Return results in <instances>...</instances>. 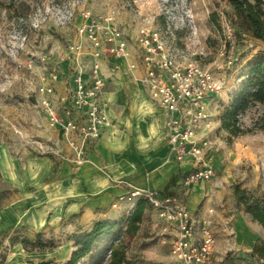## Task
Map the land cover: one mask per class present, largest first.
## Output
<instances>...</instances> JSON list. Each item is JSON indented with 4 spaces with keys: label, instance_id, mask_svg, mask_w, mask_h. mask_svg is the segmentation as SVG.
I'll use <instances>...</instances> for the list:
<instances>
[{
    "label": "rangeland",
    "instance_id": "1",
    "mask_svg": "<svg viewBox=\"0 0 264 264\" xmlns=\"http://www.w3.org/2000/svg\"><path fill=\"white\" fill-rule=\"evenodd\" d=\"M83 11H89L99 22L106 23L104 20L108 18L114 28L124 31L129 46L137 54L140 49L135 36L141 26L161 32L166 45L176 49L179 58L195 61L221 81L222 89L217 93L221 108L228 105L232 93L245 79L247 64L264 51L262 42L239 35L232 10L224 0H0V147L9 148L18 159L47 156L57 164L64 156L62 139L53 131L54 127L49 126L39 103V87L53 85V94L47 97L58 104L59 96L68 91V78L78 65V56L91 60L89 43L77 31L85 21ZM226 23L233 28L230 38L225 31ZM71 44L81 45L80 52H68ZM62 55H68L69 59L61 60ZM55 73L58 77L54 80L51 75ZM221 108L210 136L214 144L210 159L216 174L209 186H205V192L206 189L220 191L222 201H228L231 213L228 228L233 232L228 235L227 226L223 230L220 225L214 226L217 238L214 261L215 264H260L261 260L250 255L251 247L246 242L250 234L263 242L264 228L236 205L232 185L237 182L248 191L264 192V124L261 119L264 102L252 104L236 115L237 125L251 130L238 136H229L227 129L220 127V122L216 123ZM12 190L10 184L0 178V194L7 195ZM150 210L147 208L145 214L151 213ZM129 212L117 218L120 226L125 225ZM144 220L136 233L120 236L133 264L171 263L168 242H160L163 235L153 225L150 215H144ZM242 228H246L247 233ZM20 233L23 234V230ZM47 236L46 233L43 238H49ZM52 239L54 247L49 249L47 244L45 252L28 250L34 251L33 261L50 256L54 264L67 260L74 250L73 242H67L64 235ZM8 249L7 244L0 245V255H6ZM229 253L234 254L223 262Z\"/></svg>",
    "mask_w": 264,
    "mask_h": 264
},
{
    "label": "crops",
    "instance_id": "2",
    "mask_svg": "<svg viewBox=\"0 0 264 264\" xmlns=\"http://www.w3.org/2000/svg\"><path fill=\"white\" fill-rule=\"evenodd\" d=\"M228 7L231 9L229 4ZM128 47L130 55L126 60L99 59L108 124L87 146L83 163L70 159L72 152L63 139L64 156L57 164L47 156L18 159L9 148L0 147V178L13 188L7 195H0V234L18 228L31 240L35 239V233L42 232V236L47 233L49 238L64 235L67 242H73L74 236L87 232L95 220H116L129 212L126 203L112 206L117 196L129 189L162 190L171 176L175 180L168 189L181 197L189 211L214 207L213 224L220 225L222 230L225 221L231 219L228 201H222L220 191L206 189L205 192V186H209L214 176L209 181H197L185 190L182 188L180 179L192 168L193 162L190 158L176 162L170 156L163 129V110L149 98L137 79L144 72L141 63L129 69L128 63L138 60L139 54L129 43ZM78 61L85 67L87 76L90 59L79 55ZM220 108L217 98L208 102V110L216 119ZM53 131L61 139L59 129ZM212 151L213 148L206 154L210 162ZM148 212L155 226L156 216L152 209ZM144 215L138 230L144 225ZM242 230L247 233L246 228ZM247 239L248 247H252L255 236L250 234ZM3 244L8 245L7 238ZM24 248L20 242L10 245L4 264L36 262L32 258L34 251ZM214 250L217 252L216 242ZM50 257V264H54Z\"/></svg>",
    "mask_w": 264,
    "mask_h": 264
},
{
    "label": "built area",
    "instance_id": "3",
    "mask_svg": "<svg viewBox=\"0 0 264 264\" xmlns=\"http://www.w3.org/2000/svg\"><path fill=\"white\" fill-rule=\"evenodd\" d=\"M82 17L85 21L77 31L85 36L91 48L87 76L85 67L78 64L68 78V91L59 96L58 104L47 97L53 94V85L39 87V103L48 124L59 129L62 141L72 152L70 159L77 164L86 160L87 146L108 124L99 59L113 57L126 60L130 55L124 31L114 28L108 18L104 20L106 23L99 22L89 11H83ZM232 29L230 23L225 24L227 38H230ZM238 33L241 37L248 35L243 30ZM135 41L140 49L139 57L129 62L128 67L133 70L141 63L144 68L137 79L149 98L163 110V129L169 154L176 162L186 158L193 162L192 168L180 179L182 188L185 190L197 181L211 180L215 167L206 159V154L214 145L210 136L215 116L209 112L208 102L216 100L222 89L221 81L195 61L183 56L179 58L176 49L168 47L161 32L155 29L141 26ZM80 49L79 44L68 46L70 53L80 52ZM60 59L67 61L69 56L62 55ZM231 62L229 59L228 63ZM51 77L55 80L58 76L55 73ZM138 198L145 199L156 216L155 225L163 235L160 239L169 245V264H215L214 207L191 212L181 197L169 189H129L117 196L112 206L126 203L127 211H130ZM225 223L227 234H232L231 227L228 228L229 220Z\"/></svg>",
    "mask_w": 264,
    "mask_h": 264
},
{
    "label": "trees",
    "instance_id": "4",
    "mask_svg": "<svg viewBox=\"0 0 264 264\" xmlns=\"http://www.w3.org/2000/svg\"><path fill=\"white\" fill-rule=\"evenodd\" d=\"M224 1L231 6L237 29L245 31L250 37L264 44V1ZM260 55L247 64L249 68L245 74V79L232 93V99L228 105L221 108V114L219 115L220 127L227 129L229 136H238L251 131L249 128L243 129L237 125L236 115L252 104L264 102V51ZM261 119L264 124V115ZM174 180L175 178L171 176L169 183L163 190H167ZM232 192L236 205L241 206L250 215L251 219L264 228V192L248 191L246 188L240 187L237 182L233 183ZM135 204L129 212L124 226H120L118 219H100L95 220L87 232L75 235L73 238L74 250L70 252L67 260L62 264H133L127 254L126 245L120 239V236L122 233L126 235L136 233L145 211L150 208V204L143 198H138ZM107 237L109 238L104 240ZM4 238L8 240L7 246L20 242L26 250L32 248L43 250L47 247V244L50 245L49 249L54 247L53 239H44L42 232L35 233V239L31 240L21 234L20 229L15 228L11 232L0 234V245H2ZM232 254L234 253L226 254L223 262L229 260ZM250 255L256 260H261L260 264H264V241L261 242V240L256 239L251 247ZM4 259L5 255L1 254L0 264ZM51 262V259H45L31 264H50Z\"/></svg>",
    "mask_w": 264,
    "mask_h": 264
}]
</instances>
